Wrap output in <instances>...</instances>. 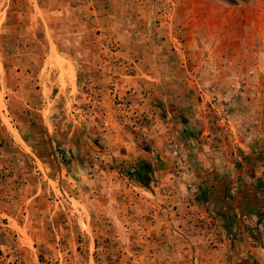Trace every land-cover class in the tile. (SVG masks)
I'll use <instances>...</instances> for the list:
<instances>
[{
	"label": "rangeland",
	"instance_id": "obj_1",
	"mask_svg": "<svg viewBox=\"0 0 264 264\" xmlns=\"http://www.w3.org/2000/svg\"><path fill=\"white\" fill-rule=\"evenodd\" d=\"M263 196L264 0H0V264H261Z\"/></svg>",
	"mask_w": 264,
	"mask_h": 264
},
{
	"label": "trees",
	"instance_id": "obj_2",
	"mask_svg": "<svg viewBox=\"0 0 264 264\" xmlns=\"http://www.w3.org/2000/svg\"><path fill=\"white\" fill-rule=\"evenodd\" d=\"M229 1H232V0H229ZM153 173V168L151 166L150 163L148 162H142L140 163V166L139 168L135 169L134 172H133V175L135 177V180L137 182H139L141 185H143L144 187H148L149 183H150V175ZM227 191V190H226ZM203 195L201 196L202 199H206L208 198L207 197V194L205 192L202 193ZM264 198V196H263ZM228 199H231V195L228 194V192L225 194L224 196V201L225 200H228ZM246 210H247V213H252V214H255L258 216V222L257 224H263L264 225V204L256 208H251L250 206L246 207ZM224 216V215H223ZM240 216H243V213L242 214H239V216H234V222L237 221V219L240 217ZM231 225L229 224H225L224 225V228L226 230H228L230 228Z\"/></svg>",
	"mask_w": 264,
	"mask_h": 264
},
{
	"label": "crops",
	"instance_id": "obj_3",
	"mask_svg": "<svg viewBox=\"0 0 264 264\" xmlns=\"http://www.w3.org/2000/svg\"><path fill=\"white\" fill-rule=\"evenodd\" d=\"M77 76V75H76ZM248 207V206H247ZM243 219H245L246 218V216H243L242 217ZM255 222H258V217L257 218H255ZM260 226H261V228H262V230L261 231H263L264 232V225L263 224H260ZM247 245V244H246ZM242 249H244V250H246V251H249L250 249L252 250V253L254 254V255H260V249H258V248H256V247H252V246H250V245H247L245 248L243 247ZM243 250V251H244ZM248 253V252H247ZM225 264H228V263H225ZM261 264H264V261L261 263Z\"/></svg>",
	"mask_w": 264,
	"mask_h": 264
}]
</instances>
